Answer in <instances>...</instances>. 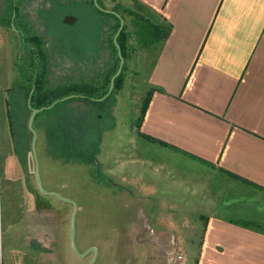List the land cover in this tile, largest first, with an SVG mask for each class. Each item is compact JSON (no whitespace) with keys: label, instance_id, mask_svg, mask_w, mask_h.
Segmentation results:
<instances>
[{"label":"rangeland","instance_id":"1","mask_svg":"<svg viewBox=\"0 0 264 264\" xmlns=\"http://www.w3.org/2000/svg\"><path fill=\"white\" fill-rule=\"evenodd\" d=\"M12 2L0 0V118L11 150L22 154L33 176L28 93L35 83L30 88L26 82L30 50L21 31L42 40L46 86L54 89L107 72L116 19L98 10L93 0H18L17 10ZM98 2L116 12L117 7L124 19L123 83L104 100L73 97L38 114L34 128L43 186L77 203V247L80 252L96 247L95 264H170L177 253L183 264H199L203 224L191 215L198 198L178 185L193 180V172L176 168L190 171L198 164L161 150L139 133L151 87L143 76L147 65L142 55L149 43L141 30L159 21L157 13L140 0ZM58 134L66 151L57 145ZM35 189L41 205H50L54 214L51 227L47 218L41 225L51 228L48 264H87L92 253L79 257L71 248L72 204ZM200 212L217 213L208 205ZM241 216L246 222L253 214ZM230 217L238 219L240 211Z\"/></svg>","mask_w":264,"mask_h":264},{"label":"crops","instance_id":"2","mask_svg":"<svg viewBox=\"0 0 264 264\" xmlns=\"http://www.w3.org/2000/svg\"><path fill=\"white\" fill-rule=\"evenodd\" d=\"M140 2L172 30L142 55L151 87L139 133L198 164L176 167L193 172L178 185L198 198V263L264 264V0ZM1 123L0 264H48L51 228L41 225L53 209L35 189L33 154L32 176ZM202 205L217 213L197 214Z\"/></svg>","mask_w":264,"mask_h":264},{"label":"trees","instance_id":"3","mask_svg":"<svg viewBox=\"0 0 264 264\" xmlns=\"http://www.w3.org/2000/svg\"><path fill=\"white\" fill-rule=\"evenodd\" d=\"M112 1H118V0H112ZM12 5H13V2H12ZM13 6L17 10L19 6L18 0L14 2ZM144 8H146V6ZM115 9L118 10L119 12V9L117 7ZM110 15L115 17L116 24L111 27L110 29L111 31L109 34L110 35L109 42H110V47L112 51L111 52L112 63L110 66L108 65V68L106 70L107 72L102 73L99 76L94 77L91 80H85V81L74 80V81H71L70 84H61L55 87L54 89H50L46 86L47 57L44 53V47H43L42 40L38 36L31 35L28 31H25V30L21 31V34H20L21 39L23 40L24 43L26 44L28 43L27 46L29 47V50H30V53L28 55V65H26V68L29 73V75L26 78V82L30 83V88L32 87V84L35 83V90L31 97V105L33 107L40 108L43 106L50 105L54 101L59 100L68 95L75 94L77 95L75 97H78V98L95 100V98H100L107 93L110 87L111 78L117 72L119 68V64H120L118 49L113 40L120 26V19L113 14H110ZM152 23L153 24L150 27L148 28L146 27V29H144L143 31L141 30V36L143 37L144 40L148 41L149 44L155 43V41H159V43L164 42L171 33L172 24L168 22L166 19L154 21ZM124 31H125V28L123 27L122 31L120 32L118 36V42L120 44L123 56L125 52H127ZM123 75H124V65H123V69L121 73L115 79L113 90L115 88H120L122 86ZM29 93H28V97H29ZM43 111H48V109L43 110ZM38 114L36 115V117L39 116ZM57 145L60 147L62 151H66L65 145L67 144L64 141V138L60 136L59 134L57 135Z\"/></svg>","mask_w":264,"mask_h":264},{"label":"water","instance_id":"4","mask_svg":"<svg viewBox=\"0 0 264 264\" xmlns=\"http://www.w3.org/2000/svg\"><path fill=\"white\" fill-rule=\"evenodd\" d=\"M95 7L98 10L104 11L106 13H110L113 14L115 16H117L120 19V26L113 38L115 45L117 46L118 49V55L120 58V64H119V68L117 70V72L113 75V77L111 78V82H110V87L109 90L107 91V93L105 95H103L100 98H95L96 100H104L112 91L114 88V84H115V79L116 77L121 73L122 69H123V65H124V56L122 55V51H121V47L120 44L118 42V36L120 34V32L122 31L123 27H124V19L122 17V15L119 12H116L114 10H110V9H105L103 8L98 0H93ZM35 90V84L34 87L32 88L30 95H29V107L31 108V115L29 117L28 120V128L32 133V154L34 157V161H35V182L36 185L39 189L40 192L48 194V195H53L56 196L58 198H60L61 200L68 202L70 204H72L73 206V211L71 213V221H70V236H71V248L72 251L79 257H86L88 256L90 253H92V256L89 260V262L87 264H95L96 260H97V254H98V250L96 247L94 246H90L88 247L86 250H84L83 252H80L78 247H77V243H76V216H77V212H78V205L77 203L69 198V197H65L62 194H60L57 191H48L45 190L44 186H43V182H42V176H41V172H40V163H39V157H38V151H37V139H38V132L37 130L34 128V121H35V117L38 113L42 112L43 110L46 109H51L53 108L59 101H64L67 99H70L72 97H75L77 95H68L65 96L59 100L54 101L52 104L47 105V106H43L40 108H35L31 105V97L32 94Z\"/></svg>","mask_w":264,"mask_h":264},{"label":"built area","instance_id":"5","mask_svg":"<svg viewBox=\"0 0 264 264\" xmlns=\"http://www.w3.org/2000/svg\"><path fill=\"white\" fill-rule=\"evenodd\" d=\"M170 264H183V256L180 253L175 254L171 260Z\"/></svg>","mask_w":264,"mask_h":264}]
</instances>
